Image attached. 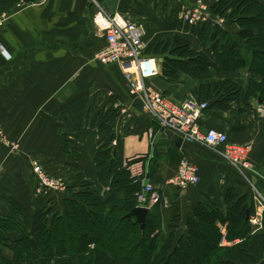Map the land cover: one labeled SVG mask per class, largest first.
Returning <instances> with one entry per match:
<instances>
[{"label": "crops", "instance_id": "crops-1", "mask_svg": "<svg viewBox=\"0 0 264 264\" xmlns=\"http://www.w3.org/2000/svg\"><path fill=\"white\" fill-rule=\"evenodd\" d=\"M194 1V0H193ZM192 0H33L19 4L8 13L0 30V124L7 144L0 142V258L11 261L17 241L31 232L32 217L42 208L61 211L69 185L86 182L99 195L108 187L99 178L95 161L103 146L116 145L114 161L118 170L128 162L142 161L148 181L162 196L174 188L167 186L185 157L199 168L200 183L179 190L181 227L193 211L211 202L226 218L230 209L246 197L252 214L259 218L264 199V118L256 109L264 105L243 98L225 109L210 107L200 120L203 132H224L232 144L248 145L252 168L240 172L203 145L183 143L180 147L160 129L129 96L118 65H102L95 53L104 46L93 17L100 7L109 15L135 22L144 30L143 41L150 43L177 35L187 40L196 53L210 48L200 41L197 31L181 23ZM209 7L217 0H205ZM257 2L264 7V0ZM209 29V25L205 26ZM214 28V27H211ZM238 39L234 19L223 25ZM206 41V40H205ZM211 52V51H210ZM215 72V70H210ZM242 96L250 76L246 69ZM226 80L236 82L235 78ZM219 81L211 75L197 80L181 73L177 82L162 77L147 84L178 105L193 95L201 84ZM223 81V80H222ZM38 161L51 176L65 184L63 191L40 190L31 162ZM257 234L264 225H249ZM220 232L225 226L218 225ZM180 229V232L182 231ZM225 247L236 244L223 238Z\"/></svg>", "mask_w": 264, "mask_h": 264}, {"label": "trees", "instance_id": "trees-1", "mask_svg": "<svg viewBox=\"0 0 264 264\" xmlns=\"http://www.w3.org/2000/svg\"><path fill=\"white\" fill-rule=\"evenodd\" d=\"M216 3L210 7L211 12L217 14L216 7L220 13L226 7L233 10L231 18L240 30L235 40L221 36L219 29L199 27L200 41L212 42L213 59L196 53L187 40L177 35L148 44L145 54L161 59L160 77L169 82H177L181 73L201 81L209 77L210 70L236 73L238 68L260 78L249 79L243 96L242 87L232 80L199 85L193 96L207 102L208 109H225L241 97L245 108H250L251 100L264 104V7L242 0ZM17 4L19 0H0V16ZM240 43L246 51L240 49ZM114 156L115 150L105 145L95 157L100 181L108 187L103 195L90 183L67 186L62 210H37L31 232L24 234L12 250L14 258L8 262L0 258V264H258L264 260V228L251 234L246 214L252 207L246 197L230 209L226 218L206 202L193 211V217L182 228L179 191L173 189L149 211L140 230L135 217L126 218L136 207L135 194L140 185L132 182L126 170L117 169ZM77 187L83 190L73 192ZM218 225L225 226V236ZM177 233L183 239L175 244ZM222 236L229 242L239 241L223 247L219 245ZM182 246L186 247L185 257L177 255L183 251Z\"/></svg>", "mask_w": 264, "mask_h": 264}, {"label": "built area", "instance_id": "built-area-1", "mask_svg": "<svg viewBox=\"0 0 264 264\" xmlns=\"http://www.w3.org/2000/svg\"><path fill=\"white\" fill-rule=\"evenodd\" d=\"M5 20V16L1 15L0 30ZM93 21L105 42L104 46L95 53V61L105 66H119L129 96L140 102L142 109L161 130L178 135L183 143L211 148L222 160L240 172L252 168L248 161L250 153L248 145L232 144L224 132L215 129L205 132L201 130L200 120L208 110L207 102L200 101L192 95L181 104L175 105L147 84L149 80L161 76V59L145 54L144 30L140 25L122 19L118 15H109L100 7L97 8ZM181 23L189 29L207 25L220 29L223 27V20L214 18L205 0H195L190 7L185 8ZM256 115L258 118H264V105L257 107ZM0 142L7 144L1 124ZM115 145L116 142H112V147ZM31 167L40 190L65 189L64 182L48 174L38 161L33 160ZM125 170L132 182L140 185V189L135 194L136 207L150 210L161 201L160 192L147 181L146 166L142 161L128 162ZM145 181L147 184L144 186ZM199 183V168L183 157L175 175L167 181V186L184 192ZM259 203L262 206L261 216L257 218L248 214L247 217V222L252 226L264 225V199L261 198ZM163 204L166 207L167 201L164 200ZM222 234L225 235L224 229Z\"/></svg>", "mask_w": 264, "mask_h": 264}, {"label": "rangeland", "instance_id": "rangeland-1", "mask_svg": "<svg viewBox=\"0 0 264 264\" xmlns=\"http://www.w3.org/2000/svg\"><path fill=\"white\" fill-rule=\"evenodd\" d=\"M193 1V0H192ZM193 2H195V0L193 1ZM217 4V3H216ZM216 10H218L217 11V14H214L213 13V16H214V18H219V19H222L223 20V25L224 24H228V23H230L231 22V16H232V12H233V10H231V9H229V8H224V11L222 12V13H220V10H219V8L218 7H216ZM222 29H223V27H222ZM222 32H221V36H223V35H228V36H232L230 33H228V31H226V29H223V30H221ZM204 40H206V41H204L203 43H204V45H207L209 48H210V46L212 45V42H210V40H208V39H204ZM244 44L243 43H240V49L243 51H246V48H245V46H243ZM249 50V49H248ZM211 51V50H210ZM210 51H208V54H211L212 52H210ZM249 52V51H248ZM250 54V53H249ZM214 57V56H213ZM213 57H211V59H213ZM210 75L212 76V78L213 79H218L219 81H222V80H226L227 78L226 77H231V78H235L236 80V83L238 82V83H244L245 82V78H247L246 77V75L244 74V73H242V70L241 69H237V72L236 73H218L217 71H215V72H211L210 73ZM237 83V84H238ZM55 177V176H54ZM59 178V177H58ZM60 180H62L61 178H59ZM63 181V180H62ZM153 186V185H152ZM83 189H80V188H78L77 187V189H75L73 192H81ZM161 194V193H160ZM161 196H162V194H161ZM153 208V207H152ZM151 208V209H152ZM150 209V210H151ZM149 210V211H150ZM81 230V229H80ZM220 230V229H219ZM250 232H253V229H251V227H250ZM221 233V232H220ZM181 233H177L176 234V239H175V244H178L177 243V241H178V239L179 238H182V235H180ZM225 236V235H224ZM224 236H222V238H221V240H220V242H219V245L220 246H223V247H225V245H223V238H225ZM183 239V238H182ZM185 239V238H184ZM177 240V241H176ZM186 241V240H185ZM188 241V240H187ZM184 243H186V242H184L183 241V243L182 244H184ZM186 244H188V242L186 243ZM181 244H179V246H180ZM190 245L191 246H193L194 244H192V242H190ZM184 246V245H183ZM182 246V247H183ZM186 248V247H185ZM185 248L183 247V251H181V252H179V253H177V255L179 254V255H182V256H186V250H185ZM190 252V251H189ZM191 253V252H190ZM9 255H10V257L11 258H14V253H9ZM136 255V254H135ZM141 258V257H140Z\"/></svg>", "mask_w": 264, "mask_h": 264}, {"label": "water", "instance_id": "water-1", "mask_svg": "<svg viewBox=\"0 0 264 264\" xmlns=\"http://www.w3.org/2000/svg\"><path fill=\"white\" fill-rule=\"evenodd\" d=\"M20 1L24 4H29L33 2V0H20ZM165 134L168 138H170V140L174 143L175 146L180 147L182 145V139L178 135L170 131H166ZM147 181H145L144 186L147 184ZM148 214H149L148 209L142 207H135L126 215V218L135 217L136 223L139 225L140 230H143L145 226V219ZM247 217H248V213L246 214V221H247ZM258 264H264V260H262Z\"/></svg>", "mask_w": 264, "mask_h": 264}]
</instances>
